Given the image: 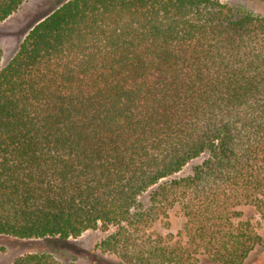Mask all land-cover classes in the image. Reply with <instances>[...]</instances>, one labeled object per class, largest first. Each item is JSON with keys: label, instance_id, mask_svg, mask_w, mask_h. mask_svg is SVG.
Segmentation results:
<instances>
[{"label": "trees", "instance_id": "1", "mask_svg": "<svg viewBox=\"0 0 264 264\" xmlns=\"http://www.w3.org/2000/svg\"><path fill=\"white\" fill-rule=\"evenodd\" d=\"M26 1L0 0V22ZM1 61L0 235L114 226L95 249L119 264H243L264 245V16L218 0H67Z\"/></svg>", "mask_w": 264, "mask_h": 264}, {"label": "rangeland", "instance_id": "2", "mask_svg": "<svg viewBox=\"0 0 264 264\" xmlns=\"http://www.w3.org/2000/svg\"><path fill=\"white\" fill-rule=\"evenodd\" d=\"M67 0H27L20 9L8 19L0 22V50L2 65L16 53L20 42L31 27L40 19L51 13ZM228 4L243 13L264 16V0H218ZM207 154L189 161L179 172L162 179L139 196L140 203L147 204L151 192L161 183L179 179L191 174L193 168L199 165ZM170 231L177 233L184 222L177 210L169 213ZM114 226L99 225L94 230H87L77 238L60 240L19 239L0 235V264H13L25 255L33 253H49L61 264H119V258L114 254L101 253L95 249L96 244L115 231ZM155 230L164 233L161 224H156ZM260 232L264 235V229ZM200 264H214L202 258ZM243 264H264V245L257 246Z\"/></svg>", "mask_w": 264, "mask_h": 264}]
</instances>
